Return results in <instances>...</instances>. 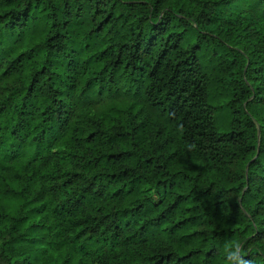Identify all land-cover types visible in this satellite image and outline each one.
Instances as JSON below:
<instances>
[{"label": "trees", "instance_id": "trees-1", "mask_svg": "<svg viewBox=\"0 0 264 264\" xmlns=\"http://www.w3.org/2000/svg\"><path fill=\"white\" fill-rule=\"evenodd\" d=\"M233 241L264 264V0H0V264Z\"/></svg>", "mask_w": 264, "mask_h": 264}, {"label": "clouds", "instance_id": "clouds-1", "mask_svg": "<svg viewBox=\"0 0 264 264\" xmlns=\"http://www.w3.org/2000/svg\"><path fill=\"white\" fill-rule=\"evenodd\" d=\"M227 259L230 264H249L243 259V246L239 241H233L226 252Z\"/></svg>", "mask_w": 264, "mask_h": 264}, {"label": "rangeland", "instance_id": "rangeland-1", "mask_svg": "<svg viewBox=\"0 0 264 264\" xmlns=\"http://www.w3.org/2000/svg\"><path fill=\"white\" fill-rule=\"evenodd\" d=\"M242 6L246 7L247 4L243 3ZM219 106L223 107L224 105H223V103H220ZM224 111L225 110L221 109L219 112V115H218V127H219L220 132H226L227 131V125H226V123H223V122L227 121L228 118H227L226 111L225 112Z\"/></svg>", "mask_w": 264, "mask_h": 264}]
</instances>
